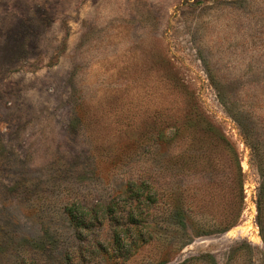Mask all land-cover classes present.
<instances>
[{
    "label": "rangeland",
    "instance_id": "374dc122",
    "mask_svg": "<svg viewBox=\"0 0 264 264\" xmlns=\"http://www.w3.org/2000/svg\"><path fill=\"white\" fill-rule=\"evenodd\" d=\"M262 147L264 0H0V264H264Z\"/></svg>",
    "mask_w": 264,
    "mask_h": 264
},
{
    "label": "trees",
    "instance_id": "16d2710c",
    "mask_svg": "<svg viewBox=\"0 0 264 264\" xmlns=\"http://www.w3.org/2000/svg\"><path fill=\"white\" fill-rule=\"evenodd\" d=\"M219 137V141L223 144H226L228 148H230V152H233V160L236 163L237 166V172H234L236 175L235 179L236 182H239V190H237V194H240V198L236 201V198L234 199V204L237 206H234L229 210V213L227 216H222L220 219L219 226H217L216 231L219 233L227 232L229 229L237 226V224L240 222L242 214H243V205H244V191L242 190V187L240 186V181L242 178V170L240 166V159H239V154L232 144L224 135L221 133L217 134ZM254 155L257 157V152L258 155H260V151H257L255 146H251ZM260 161V160H259ZM257 163H258V158H257ZM258 170L261 178V185L259 188L258 192V201H257V207H258V218L257 222L261 230V236L262 240L264 242V149L262 147V162L260 161V164L258 163ZM139 190L137 191V195H141V192L143 191V188L140 187L138 188ZM155 195V194H154ZM237 195V196H238ZM133 197L132 195H130ZM236 196V197H237ZM109 213H115L116 206L112 205L107 207ZM70 216L72 217L73 223L76 226V228L79 231H85L88 229V221H91V218L87 220V216L84 213L79 212V210H72L70 211ZM131 220L129 221L131 225L127 229H123L121 227H116L115 230H113L114 236H113V247L111 248V251L115 254H120V255H127L134 249L140 245V243H144L146 241L145 234H147L149 237L151 236L152 238L154 237L152 232L148 229H146L145 226H141L140 223H138L135 219L134 216L131 215L129 217ZM146 230V233L144 234L143 231ZM215 231V233H216ZM131 240V242L129 241ZM262 257L264 258V250H262ZM213 259L214 264H217L216 259ZM231 260V259H230Z\"/></svg>",
    "mask_w": 264,
    "mask_h": 264
}]
</instances>
